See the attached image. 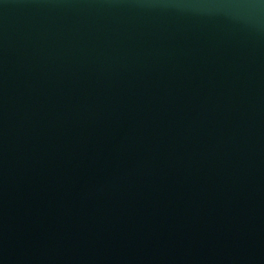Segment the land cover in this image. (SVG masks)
I'll return each instance as SVG.
<instances>
[{
	"label": "water",
	"instance_id": "95a60500",
	"mask_svg": "<svg viewBox=\"0 0 264 264\" xmlns=\"http://www.w3.org/2000/svg\"><path fill=\"white\" fill-rule=\"evenodd\" d=\"M0 264H264V0H0Z\"/></svg>",
	"mask_w": 264,
	"mask_h": 264
}]
</instances>
